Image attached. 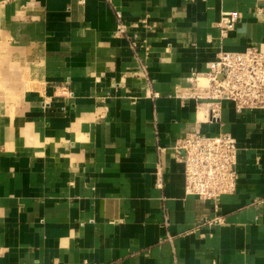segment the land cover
Instances as JSON below:
<instances>
[{
  "label": "crops",
  "instance_id": "0c3cea01",
  "mask_svg": "<svg viewBox=\"0 0 264 264\" xmlns=\"http://www.w3.org/2000/svg\"><path fill=\"white\" fill-rule=\"evenodd\" d=\"M248 47L264 0H0V264H264V110L185 97ZM194 130L238 143L217 210L185 195Z\"/></svg>",
  "mask_w": 264,
  "mask_h": 264
},
{
  "label": "built area",
  "instance_id": "2783aa9c",
  "mask_svg": "<svg viewBox=\"0 0 264 264\" xmlns=\"http://www.w3.org/2000/svg\"><path fill=\"white\" fill-rule=\"evenodd\" d=\"M117 13L118 32L125 31ZM237 16L225 15L218 23L220 37L227 38L236 28ZM185 95L198 104L206 122L220 120L222 103L229 101L237 113L264 110V52L248 47L241 52H220L204 73L191 78ZM238 143L229 133L205 135L194 130L177 140L175 152L184 165L185 195L214 203L235 194Z\"/></svg>",
  "mask_w": 264,
  "mask_h": 264
},
{
  "label": "rangeland",
  "instance_id": "374dc122",
  "mask_svg": "<svg viewBox=\"0 0 264 264\" xmlns=\"http://www.w3.org/2000/svg\"><path fill=\"white\" fill-rule=\"evenodd\" d=\"M118 13V12H117ZM117 13H116V18H117ZM4 68L2 67V66H0V77L2 76V74L4 73V70H3ZM2 71V72H1ZM28 88H31L30 87V84H27L26 86H25V89H28ZM0 89H1V87H0Z\"/></svg>",
  "mask_w": 264,
  "mask_h": 264
},
{
  "label": "bare ground",
  "instance_id": "6f19581e",
  "mask_svg": "<svg viewBox=\"0 0 264 264\" xmlns=\"http://www.w3.org/2000/svg\"><path fill=\"white\" fill-rule=\"evenodd\" d=\"M203 113H204V112H203ZM203 113L200 114V118H202V119H203V116H204Z\"/></svg>",
  "mask_w": 264,
  "mask_h": 264
}]
</instances>
